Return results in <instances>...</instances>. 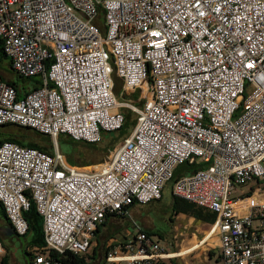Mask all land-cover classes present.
<instances>
[{
    "label": "built area",
    "instance_id": "1",
    "mask_svg": "<svg viewBox=\"0 0 264 264\" xmlns=\"http://www.w3.org/2000/svg\"><path fill=\"white\" fill-rule=\"evenodd\" d=\"M0 40L13 71L41 83L19 98L0 80V127L54 150L0 144V205L17 236L34 203L46 251L85 256L108 215L160 200L175 169L198 162L172 194L216 216L218 264H264V187L231 197L264 183V0H0ZM126 109L136 126L109 162H67L59 136L98 143ZM163 251L139 229L106 261L160 264ZM32 264L58 263L37 252Z\"/></svg>",
    "mask_w": 264,
    "mask_h": 264
},
{
    "label": "trees",
    "instance_id": "2",
    "mask_svg": "<svg viewBox=\"0 0 264 264\" xmlns=\"http://www.w3.org/2000/svg\"><path fill=\"white\" fill-rule=\"evenodd\" d=\"M0 71H7V72L10 71L12 74H14L12 71V65H11L10 61L8 60L6 54H5L2 40H0ZM15 76L19 80L15 81L10 76L8 77L9 79L7 80L2 74H0V80H3L4 82H7L8 84L12 85L17 90V94H18L19 98L22 97L23 95L28 94L30 91L36 90L41 85L40 81H38V80L27 79V78L20 77L18 75H15ZM114 80H115V84H116L115 91H116V93H118L119 89L122 87V82L116 76L114 77ZM135 96L136 95H132V97H135ZM124 113H125V121H124V124L121 127V129L119 131H116V132L103 133L102 139L98 143L88 144V143H83V142H76V141L70 139L68 136H65V135L59 136L58 145L60 144V141H62L64 144H68L72 148H74L72 154L70 156H68V158L66 157L67 162L69 164L75 165V166H78V165L80 166L81 162H83V161H80V157H76L77 153L75 152V147L79 146L80 144L84 145L86 148L88 147L89 149L97 150V149H99V146L106 141L107 142V143H105L106 146H103V151H105L106 156H108V154H114L116 149L114 151L112 149L114 148L116 143H118L120 141H124L125 139H127L133 133L134 128L136 126L135 114L132 111L127 110V109L124 110ZM8 126L9 125L3 126L0 128H7ZM16 127H18V126H16ZM18 128H19L18 132H14V134L10 135V137H8L7 139L1 140L0 144L4 143L5 141H10V142L17 143L23 147L39 149V150L46 152L48 154H51V155L54 153L52 141L49 140L50 138L48 136L39 134V133H37L31 129H28V128H21V127H18ZM25 135L30 136V138H36V137L40 138L41 141L43 142L44 146H41V145L35 144V143L29 144V145L24 144L19 139H21L20 138L21 136L25 137L24 139H28L29 137H26ZM108 135H113V136H112V138L108 139L107 138ZM63 137H67L69 140H65ZM48 141H50V144H47ZM59 149H60V146H59ZM78 161H80V162H78ZM202 168H203V165L198 163V162H195L194 164L185 163L183 165H180L175 169L172 179L167 184H169L170 182L172 184H174L184 174H193ZM162 199H163V195H162V198L160 200L155 201V202L150 203V204H147V205L153 206L154 204L160 202ZM172 199L173 200H172L171 208H172L173 215L185 214V215L194 217L197 220H206V221H209L211 223L215 222L216 216L213 213H211L210 211L205 210L204 208L199 207L195 204H192L188 201L181 200V199L175 197L173 194H172ZM111 217H117V216L108 215L105 223L98 226V228L95 232L94 236H95L96 241H97V246L94 249V257H91V258H88L87 255L81 256V255H76L72 252H66L63 255H60L57 252H52V251H48V250H47L48 251L47 252L45 239H44L43 219L38 214L36 206L34 203H31L30 210L25 213V218L29 224V232L27 233V235L22 236V237H24V238H26L28 236L31 237L30 244L33 247H38L37 252H43V253L49 254L58 264H90V261H88V260L95 258V255H97V251L101 245L99 234L102 232V230L105 227H108L110 225ZM120 217L124 218L125 216L120 215ZM147 233L149 235H152L153 232H147ZM127 243H129V242H127ZM118 245H120V244H118ZM117 246L109 247L108 252L113 251L115 249V247H117ZM107 255H106V257H107ZM3 264H6L5 260L3 261Z\"/></svg>",
    "mask_w": 264,
    "mask_h": 264
},
{
    "label": "rangeland",
    "instance_id": "3",
    "mask_svg": "<svg viewBox=\"0 0 264 264\" xmlns=\"http://www.w3.org/2000/svg\"><path fill=\"white\" fill-rule=\"evenodd\" d=\"M0 74H2L7 80L9 79L8 77H12L15 81L19 80L15 74H12L10 71H0ZM247 94L249 92L247 91ZM136 118V117H135ZM18 127L16 125H9L7 127V130H9L11 133L12 132H18ZM0 131H4L3 129H0ZM115 134V133H114ZM113 134V135H114ZM113 135H108L107 138L110 139L112 138ZM26 136V135H25ZM24 139L25 137H20L19 139L21 142H23L26 145L29 144H39L41 146H44L43 142L41 141L40 138H30ZM65 140H69L67 137H63ZM51 141V139H49ZM64 140V141H65ZM50 141L47 142V144H50ZM124 141H120L116 143L114 148L112 149L113 151L117 149ZM107 143L106 141L99 146V149L94 150V149H89L88 147L86 148L84 145H79L75 147V152L77 153L76 157H80L81 162L79 168L84 169V170H94L96 166L103 165L107 162H109L113 156V154H108L106 156L105 151H103V146H106ZM53 145V142H52ZM60 151L62 154H64L65 157L68 158L74 150L70 145L64 144L62 141H60ZM78 161V162H80ZM172 186L173 184L170 182L169 184L166 185L164 191H163V199L154 204L148 214H145L144 211V218L148 217L146 221H148L151 229L150 232H153L151 237L154 240L158 241H164L163 244H167V242L171 239H173L175 234H179V226H182L177 220V222H174L171 220V215H172V208H171V203H172ZM263 186L264 183L257 184V182L250 183L245 186H236L235 188L232 189L231 191V197L237 198L241 197L244 195H248L252 192V190L257 189L258 187ZM139 217V215H138ZM120 220V219H119ZM118 220V221H119ZM143 220V219H141ZM116 225L114 226V224ZM182 228V227H181ZM139 229L141 227H132L129 223L126 226V230L124 232L122 222H116L113 220L111 222V225L108 227H105L102 231L104 234H99V238L101 241V245L97 251L98 255H101V261H96L94 264H103L105 260L106 253L108 254L109 252H106V246L109 249V244L110 241L113 238H118L122 242H133L135 241V238L139 234ZM127 236V237H126ZM3 244L6 246V248L9 250L10 255L12 258L20 263L23 264L26 260H29L28 255L26 254L27 246L29 245L30 242V237H18L16 235L13 236H8L4 239H2ZM121 244V243H120ZM124 244V243H122ZM118 244L116 243V246ZM97 246V241L96 238L94 239L92 243V247L89 249L88 255L90 256L89 258L94 255V249ZM113 247V246H112ZM113 249V248H112ZM1 257V256H0ZM93 259H89L90 262H92ZM1 264V263H0ZM125 264V263H123Z\"/></svg>",
    "mask_w": 264,
    "mask_h": 264
},
{
    "label": "crops",
    "instance_id": "4",
    "mask_svg": "<svg viewBox=\"0 0 264 264\" xmlns=\"http://www.w3.org/2000/svg\"><path fill=\"white\" fill-rule=\"evenodd\" d=\"M13 73L17 75L14 71ZM0 129L4 130V131H0V141L7 139L8 137H10V135L14 134V132L11 133L9 130H7V128H0ZM151 208L152 205L135 204L129 208L127 214L124 215L125 216L124 218L111 217L110 225L111 222H113V220L116 222L120 221L122 222L124 232L126 230V226L128 223L132 227L135 228L141 227L143 231L150 232L151 227L148 221H146L148 217L144 218L143 214L144 211L145 214H148ZM171 220L174 222H177L178 220V222L182 224V226H179L180 229L179 234H175L173 239L169 240L167 244L164 245L163 244L164 241L160 242L158 240H155V242L159 243L162 249L164 250L163 251L164 257L161 259L160 264H218L221 256L220 234L218 232L212 231L213 223L206 220H197L196 218L185 214L173 215V213L171 215ZM115 225L116 223L114 224V226ZM6 228H11V227L0 205L1 242L2 239L8 237L5 231ZM102 232L100 234H104ZM116 243L120 244L126 242H122L118 238H113L110 241L108 247H112V246L114 247L116 246ZM3 248H4V254L0 257L1 264H3L4 260L6 261V264H20L12 258L9 250L6 248L4 244H3ZM37 250L38 247H33L29 242V245L27 246V250H26V254L29 257V260H26L23 264H32L33 256L37 253ZM106 252H108L107 246H106ZM100 256L101 255L98 254L95 255V258L92 260V262H90V264H94V262L96 261L102 262ZM87 257L88 258L90 257L88 253H87ZM92 257H94V255H92ZM103 264H108L106 261V256Z\"/></svg>",
    "mask_w": 264,
    "mask_h": 264
},
{
    "label": "water",
    "instance_id": "5",
    "mask_svg": "<svg viewBox=\"0 0 264 264\" xmlns=\"http://www.w3.org/2000/svg\"><path fill=\"white\" fill-rule=\"evenodd\" d=\"M5 231L8 236L16 235L12 228H6Z\"/></svg>",
    "mask_w": 264,
    "mask_h": 264
},
{
    "label": "clouds",
    "instance_id": "6",
    "mask_svg": "<svg viewBox=\"0 0 264 264\" xmlns=\"http://www.w3.org/2000/svg\"><path fill=\"white\" fill-rule=\"evenodd\" d=\"M17 236V235H16Z\"/></svg>",
    "mask_w": 264,
    "mask_h": 264
}]
</instances>
